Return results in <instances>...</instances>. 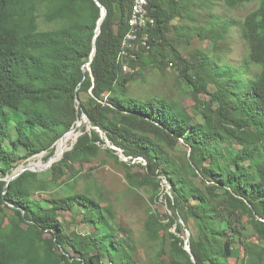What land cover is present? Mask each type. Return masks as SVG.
Returning <instances> with one entry per match:
<instances>
[{"label":"trees","instance_id":"obj_1","mask_svg":"<svg viewBox=\"0 0 264 264\" xmlns=\"http://www.w3.org/2000/svg\"><path fill=\"white\" fill-rule=\"evenodd\" d=\"M97 1L106 15L96 34L94 0H0V264H139L101 193L69 183L75 166L101 152L118 160L102 150L105 141L128 159L119 164L131 184L142 168L169 186L170 214H150L145 228L153 240L172 227L176 234L148 264H230L236 246L243 256L233 264H264V247L252 239L264 240V0H235L256 5L241 20L229 15V0H149L151 49L129 65L176 69L194 102L206 97L211 125L186 122L175 101L132 95L141 73L118 62L132 0ZM234 36L243 44L238 63L229 59ZM193 39L203 46L185 58L179 49ZM82 114L93 129L82 127L65 151ZM41 153L45 161L62 156L41 174L2 179ZM65 212L84 219L86 232L66 231Z\"/></svg>","mask_w":264,"mask_h":264},{"label":"rangeland","instance_id":"obj_2","mask_svg":"<svg viewBox=\"0 0 264 264\" xmlns=\"http://www.w3.org/2000/svg\"><path fill=\"white\" fill-rule=\"evenodd\" d=\"M232 5H234V7L229 9L228 13L232 18H236L237 20H241L256 6L255 3L238 4V1L229 0V6ZM234 32H237V28L234 29ZM202 46L203 45L200 44L199 41L193 39L189 47L181 45L179 51L181 55L186 58L191 50ZM242 51V42L238 37L234 36L230 42L229 59L233 63H238L242 56ZM133 72L141 73L139 78L135 79V83L130 85V90L133 96L146 100L152 96H156L166 100L175 101L178 107L186 109L187 113L184 118L186 122L193 123L205 121L208 125H211V116L203 107V104L206 102V97L200 95L198 97V102H194L191 98L190 88L180 79L176 69H171L169 67L163 71H159L151 66L145 67L139 63L136 64ZM88 94L89 90L81 92V100L85 101ZM84 120L85 118L82 114L80 120L76 123L75 130L72 129L74 130L73 137L70 139L65 151L72 148L76 139L81 135L80 129L82 127L86 126L87 130L91 129L87 124H83ZM243 137L245 138L244 135ZM246 141L250 142L249 139H246ZM57 143L55 144V151ZM105 143L104 146H101L103 151L107 147L110 149L113 148L107 141H105ZM175 153L180 155L179 152ZM117 156L118 160L101 152L97 160L81 164L80 166H75L73 170L76 174L71 176L67 173L66 176H71L69 183L73 182V186L77 192L84 193L86 190L94 192L97 189V193H101L103 197L101 205H110L115 213L117 225L120 229L128 231L133 241L135 257L139 264H148L149 262L154 261L157 256L168 252L170 242L169 233L176 234L175 227H172L165 232L160 231L159 238L153 240L149 239L145 228L146 221L150 214H159L158 216L162 219L170 214V211L167 208V204L171 201L169 187L159 176L151 177L146 175L142 168H135L132 171V174L137 178L138 183H135L134 185L131 184L127 180L125 168L119 164V162L127 163L128 159H125L121 154H118ZM44 157L45 153H41L28 160L20 161L18 167L13 171V174L18 173L24 167H28V171L41 174L61 158L59 157L58 160L55 161H45ZM38 163L39 167L31 166ZM9 178L10 177H3L2 179L8 180ZM36 194L42 197L48 196L41 191ZM60 216L61 225L66 231L74 233L86 232L87 229L84 225V219L79 221L72 217L68 212L61 213ZM179 223L183 230V235L180 236V238L183 239L186 244L188 231L185 229L181 220H179ZM252 239L260 246L264 247V240L255 236L252 237ZM77 248L81 249L80 246ZM37 249L39 252V258L42 259L44 244H37ZM242 256V251H240L237 246L234 247L233 258L229 260V263L233 264L236 259H240Z\"/></svg>","mask_w":264,"mask_h":264},{"label":"built area","instance_id":"obj_3","mask_svg":"<svg viewBox=\"0 0 264 264\" xmlns=\"http://www.w3.org/2000/svg\"><path fill=\"white\" fill-rule=\"evenodd\" d=\"M148 6L149 0H132L127 18L128 28L118 54V62L124 73L133 72L129 62H137L138 53L146 54L151 49L149 30L155 25V19L149 14Z\"/></svg>","mask_w":264,"mask_h":264},{"label":"water","instance_id":"obj_4","mask_svg":"<svg viewBox=\"0 0 264 264\" xmlns=\"http://www.w3.org/2000/svg\"><path fill=\"white\" fill-rule=\"evenodd\" d=\"M94 2H95L96 5L100 8V18H99L98 21H97L96 29H95V32H96V34H97V33L99 32V29H100V24L102 23V21H103L105 15H106V11H105V9L100 5V3H99L97 0H94ZM95 39H96V35L94 36V38H93V42H92V47H93L92 54L94 53ZM92 54H91V56H90L89 62L85 64V66H87V67H89L90 62L92 61ZM76 103L79 105V100H78V99L76 100ZM83 115H84V118H85L83 124H87L88 126H90L91 129H93L92 126H91V124H90V121H89L88 117H87L85 114H83ZM72 129H74V128H72ZM72 129H71V130H72ZM66 134H67V133H66ZM66 134H64V135L61 137V139H62ZM112 147H113V146H112ZM111 149H112V150H115L117 155H118V154H121L120 150H118L117 148L113 147V148H111ZM63 153H64V152H63ZM63 153H62V154H63ZM54 155H55V153H54ZM54 155H53L52 157H50V158L48 159V161L51 160V159L54 157ZM121 155H122V154H121ZM61 156H62V155H61ZM61 156H60V157H61ZM122 156H123V155H122ZM123 157H124V156H123ZM124 158H125V157H124ZM125 159H127V158H125ZM56 160H58V158H57ZM140 161H142V159H140V158H137V159L134 160V162H140ZM28 170H29L28 167H24V168H22L18 173L13 174V175L9 178V181L12 180V179H14V178H16V177L19 176L21 173H23V172H25V171H28ZM188 241H189V232H188V235H187V240H186V244H185V246H184V250L190 254V247H189Z\"/></svg>","mask_w":264,"mask_h":264},{"label":"bare ground","instance_id":"obj_5","mask_svg":"<svg viewBox=\"0 0 264 264\" xmlns=\"http://www.w3.org/2000/svg\"><path fill=\"white\" fill-rule=\"evenodd\" d=\"M65 136H66V135H65ZM65 136H64V137H65ZM64 137H63V138H64Z\"/></svg>","mask_w":264,"mask_h":264}]
</instances>
